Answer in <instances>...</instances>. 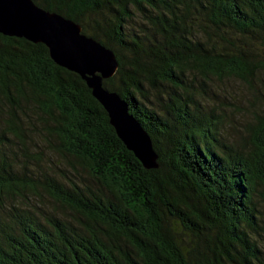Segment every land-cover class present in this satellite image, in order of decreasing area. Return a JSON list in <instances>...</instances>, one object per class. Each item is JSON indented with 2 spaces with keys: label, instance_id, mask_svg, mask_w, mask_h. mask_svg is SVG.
Instances as JSON below:
<instances>
[{
  "label": "trees",
  "instance_id": "trees-1",
  "mask_svg": "<svg viewBox=\"0 0 264 264\" xmlns=\"http://www.w3.org/2000/svg\"><path fill=\"white\" fill-rule=\"evenodd\" d=\"M33 1L113 50L118 68L103 85L150 135L156 166L45 44L0 33V94L32 104L49 147L91 178L27 184L0 162V264H264V112L237 149L190 78L252 75L264 0ZM20 185L46 190L73 219L6 211L2 197Z\"/></svg>",
  "mask_w": 264,
  "mask_h": 264
},
{
  "label": "rangeland",
  "instance_id": "rangeland-1",
  "mask_svg": "<svg viewBox=\"0 0 264 264\" xmlns=\"http://www.w3.org/2000/svg\"><path fill=\"white\" fill-rule=\"evenodd\" d=\"M250 48L256 60L250 76L223 73L205 77L197 74L201 77L199 84L195 74L190 75L206 109L218 117L226 142L237 149L247 147L250 126L256 114L264 112V45L254 44ZM11 97L14 101L0 94V162L5 164L4 167L19 178H26L27 184L35 180L40 185L37 179L46 175L62 181L68 176L78 181L73 174L78 178L83 176L85 182L91 183L89 175L77 163L78 171H74L70 164L73 160L60 156L49 147L38 110L23 99ZM2 201L6 211L15 204L31 207L43 220L49 216L73 219L71 211L40 187L31 190L20 185L14 193L4 195Z\"/></svg>",
  "mask_w": 264,
  "mask_h": 264
},
{
  "label": "water",
  "instance_id": "water-1",
  "mask_svg": "<svg viewBox=\"0 0 264 264\" xmlns=\"http://www.w3.org/2000/svg\"><path fill=\"white\" fill-rule=\"evenodd\" d=\"M0 33L45 44L57 65L79 74L86 82L127 148L146 167L156 166L150 135L130 112L126 100L103 85L118 68L112 49L84 34L73 20L47 11L33 0H0Z\"/></svg>",
  "mask_w": 264,
  "mask_h": 264
}]
</instances>
